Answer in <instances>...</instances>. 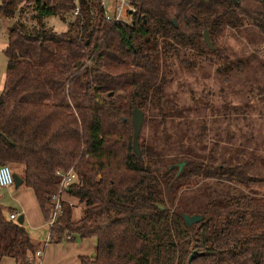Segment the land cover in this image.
<instances>
[{"label": "trees", "instance_id": "obj_1", "mask_svg": "<svg viewBox=\"0 0 264 264\" xmlns=\"http://www.w3.org/2000/svg\"><path fill=\"white\" fill-rule=\"evenodd\" d=\"M127 1L130 21L111 23L100 0H0V18L10 22L0 165L15 169L44 222L58 191L54 172H75L48 234L55 243L93 238L94 257L79 264H264V177L247 172V155L207 156L202 132L182 135L163 154L173 144L167 126L183 113L168 92L177 71L207 60L218 75L241 72L243 62L230 60L215 39L252 28L264 41V0ZM49 18L65 29L49 27ZM256 95L264 117V83ZM134 108L144 121L155 115L160 132L159 145H138L140 157L132 147ZM181 162L179 173L168 170ZM194 188L209 198L188 208L186 191ZM12 213L0 204V260L26 264L35 249ZM182 214L203 220L187 227Z\"/></svg>", "mask_w": 264, "mask_h": 264}, {"label": "rangeland", "instance_id": "obj_2", "mask_svg": "<svg viewBox=\"0 0 264 264\" xmlns=\"http://www.w3.org/2000/svg\"><path fill=\"white\" fill-rule=\"evenodd\" d=\"M112 8L113 4L107 3V10L111 11ZM124 19L125 22L130 21L128 17ZM54 20L49 18L48 24ZM9 23L0 18V93L6 73L4 50ZM215 43L230 60L241 61L245 66L242 65L244 68L241 72L232 71L230 75L223 76L216 74L215 66L205 60L196 70L177 71L168 92L183 113L181 118L173 121L171 127L167 126L173 144L169 149H164L163 154L170 156L182 135L192 139V135L197 136L202 132L203 151L207 156L211 154L220 158L227 154V157L234 158L244 152L247 155V172L252 176L264 177V117L261 114L262 103L256 98L258 88L264 83V41L254 29L246 28L239 32L226 30L215 39ZM197 102H200V109L195 112L192 108L196 107ZM155 119V115L146 117L138 138L139 146L159 145L160 132L155 129ZM202 127H205V131ZM10 169L15 171L14 168ZM23 188L15 189L13 186L8 190L0 189V204L11 209L21 203L32 207L29 196H16L17 190ZM185 197L184 204L188 208H194L209 198L204 190L198 188L186 191ZM24 226L27 228L26 223ZM45 227L32 231L36 240L43 242L47 239L48 227Z\"/></svg>", "mask_w": 264, "mask_h": 264}, {"label": "crops", "instance_id": "obj_3", "mask_svg": "<svg viewBox=\"0 0 264 264\" xmlns=\"http://www.w3.org/2000/svg\"><path fill=\"white\" fill-rule=\"evenodd\" d=\"M46 23L56 31L65 29V26L60 25L57 20L49 22L50 24H48V21H46ZM24 195L32 199V207H29L25 203V205L21 203L15 206L13 210H15V213L23 216V224H27L26 229L29 232L35 251L43 250L42 257L40 259H34L35 264H79L80 257H94L96 245L93 238L80 239L77 236H73L71 239L65 238L61 242H51L47 245H45L46 239L43 242L36 240L32 231L46 228V224L42 218L33 193L27 188L17 190L16 196L23 197ZM0 264H15V262L11 258H3L0 260Z\"/></svg>", "mask_w": 264, "mask_h": 264}, {"label": "built area", "instance_id": "obj_4", "mask_svg": "<svg viewBox=\"0 0 264 264\" xmlns=\"http://www.w3.org/2000/svg\"><path fill=\"white\" fill-rule=\"evenodd\" d=\"M111 2L113 8L111 11L107 10V3ZM100 5L103 10V16L105 21L111 23L125 22V17L130 18V15L134 13V8L129 4L127 0H100ZM78 9L76 8L74 14L76 15ZM54 176L59 179L58 191L50 196V208L51 216L50 219L45 222L47 227H51L58 215L61 213V201L62 191L67 188L70 183L75 179V172L72 169L68 171L56 170ZM12 171L7 165H0V189L8 190L13 187ZM19 214L12 213L9 218L11 220H17ZM68 239V238H67ZM52 242L50 234L46 239L45 245ZM43 255V250H36L34 254L29 257L26 264H35L34 259H40Z\"/></svg>", "mask_w": 264, "mask_h": 264}, {"label": "water", "instance_id": "obj_5", "mask_svg": "<svg viewBox=\"0 0 264 264\" xmlns=\"http://www.w3.org/2000/svg\"><path fill=\"white\" fill-rule=\"evenodd\" d=\"M172 23L174 25H176L175 21L172 20ZM203 43L211 50L213 49L212 44L210 42L209 39V34L207 30L203 31ZM111 95V93L109 94ZM124 121V120H123ZM144 122V116L142 114V112L140 110H138L137 108H134L132 111V115H131V124H132V128H133V140H132V147H133V151L134 153L137 155V157H140V150H139V146H138V137L142 128ZM185 165V162H181L179 164L176 165H172L170 167H168V170H171L174 167H177L178 169V173L182 170L183 166ZM12 178H13V186L15 189H18L21 185H22V180L15 174H12ZM160 208L162 209V207L160 206ZM182 219L184 224L187 227H191L194 224H197L199 222H201L203 220V217L200 215H187V214H182ZM17 224L22 225L23 224V216L19 215L17 220H16ZM192 259V256L190 255L188 258V262H190Z\"/></svg>", "mask_w": 264, "mask_h": 264}]
</instances>
